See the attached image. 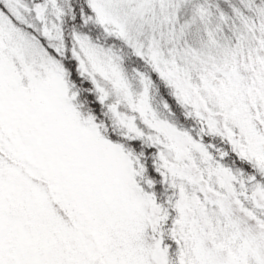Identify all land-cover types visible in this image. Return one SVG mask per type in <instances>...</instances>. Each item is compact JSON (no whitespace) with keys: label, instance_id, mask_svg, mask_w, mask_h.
I'll return each instance as SVG.
<instances>
[{"label":"snow or ice","instance_id":"1","mask_svg":"<svg viewBox=\"0 0 264 264\" xmlns=\"http://www.w3.org/2000/svg\"><path fill=\"white\" fill-rule=\"evenodd\" d=\"M0 264H264V0H0Z\"/></svg>","mask_w":264,"mask_h":264}]
</instances>
